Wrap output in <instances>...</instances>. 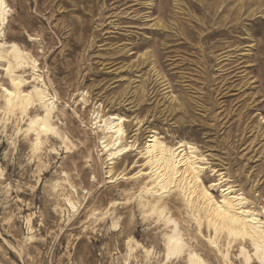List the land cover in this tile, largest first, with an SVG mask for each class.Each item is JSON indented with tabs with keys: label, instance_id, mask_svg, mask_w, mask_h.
Masks as SVG:
<instances>
[{
	"label": "rangeland",
	"instance_id": "obj_1",
	"mask_svg": "<svg viewBox=\"0 0 264 264\" xmlns=\"http://www.w3.org/2000/svg\"><path fill=\"white\" fill-rule=\"evenodd\" d=\"M8 1L12 11L5 35L39 58L77 148H58L59 155L38 166L28 155L27 140L20 136L12 145L11 128L7 134L0 126V264H122L129 233L160 249L161 227L124 202L122 189L132 182H105L96 137L84 127L93 103L126 116L127 139L136 135L140 145L154 130L167 140L195 142L207 184L222 173L256 206L263 203L264 0ZM83 89L92 102L86 109L75 103ZM77 140L91 149L90 164ZM51 143L58 147L57 140ZM141 163L132 149L120 168L130 174ZM60 166L88 190L68 221L53 209L56 197L49 190ZM213 193L219 196L220 189ZM110 200L118 202L121 227L84 231L88 209ZM168 205L174 214L182 213L177 196H170ZM10 211L15 216L8 224ZM31 212L35 239L29 243L21 216ZM189 233L211 263L219 264L193 225Z\"/></svg>",
	"mask_w": 264,
	"mask_h": 264
},
{
	"label": "bare ground",
	"instance_id": "obj_2",
	"mask_svg": "<svg viewBox=\"0 0 264 264\" xmlns=\"http://www.w3.org/2000/svg\"><path fill=\"white\" fill-rule=\"evenodd\" d=\"M0 11L4 13L3 24L0 25V126L5 133L8 127L11 128L7 134L12 145L20 136L27 140L28 155L39 166L46 162L43 158H50L53 153L59 155L58 148L71 152L77 148V143L66 128L62 119L65 118L64 106L59 107L58 93L50 89V79L45 76L39 58L25 45L5 35L12 11L8 0ZM29 38L38 39L31 35ZM5 88L14 95L9 97L4 92ZM75 103L82 109L92 103L86 89L79 92ZM72 111L78 115L74 108ZM126 120V116L110 108L105 109L98 102L92 104L88 124H84L96 137L97 157L105 164V182L115 186L121 180L132 182L133 187L122 189L125 204L136 205L145 219H153L161 227L159 250L154 245L143 244L132 233L127 234L124 252L120 253L122 264H212L193 243L189 233L191 225L219 264H234L233 259L237 264H261L264 254L257 253L253 240L257 245H264V229H261L264 199L260 206H256L222 173H219L217 181L207 184L203 178L204 157L195 142L182 138L167 140L156 130L141 145L136 135L128 140ZM53 139L58 141V147L52 144L53 141L51 143ZM77 142L84 145L85 162L90 164L93 160L91 149L85 141ZM132 149L138 151L142 163L137 171L128 174L124 167L120 168V163ZM0 175H3L1 169ZM91 179H97L94 173ZM78 189L83 192L79 193ZM215 189H220L219 196L213 193ZM49 190L56 197L53 209L63 221L78 213L88 192L81 189L68 169L62 166L49 181ZM172 195L182 202L183 210L179 215L174 214L168 205ZM117 203L110 200L104 207L89 208L83 230L94 232L100 225L119 229L122 217L117 212ZM14 216L10 211L5 216L6 222L10 224ZM33 216V212L21 216L27 230L24 242L30 243L35 239ZM169 248L174 253L171 257ZM148 252H151L150 256ZM176 252H179L178 256Z\"/></svg>",
	"mask_w": 264,
	"mask_h": 264
},
{
	"label": "snow or ice",
	"instance_id": "obj_3",
	"mask_svg": "<svg viewBox=\"0 0 264 264\" xmlns=\"http://www.w3.org/2000/svg\"><path fill=\"white\" fill-rule=\"evenodd\" d=\"M3 7H5V0H0V9H2ZM3 16H4L3 11H0V25L3 24ZM0 35H2V33H0ZM13 83H15V81ZM4 92H6L9 97L14 95V93L10 92L7 88L4 89ZM9 104H11L10 100H9ZM261 229H264V223H261ZM262 239H264V236H262ZM253 246L256 248V251L258 254H264V245H257L255 243V240H253ZM145 251H147V250H145ZM243 251H244V249L242 248L241 252L243 253ZM148 255L150 256L151 252H148ZM172 255H174V253L171 251V248H169V257H171ZM175 255L178 256L179 252H176ZM261 264H264V260H261Z\"/></svg>",
	"mask_w": 264,
	"mask_h": 264
}]
</instances>
